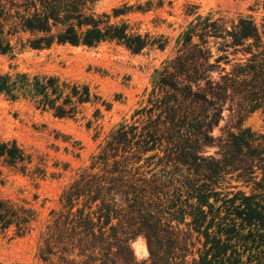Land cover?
Instances as JSON below:
<instances>
[{"label":"trees","instance_id":"trees-1","mask_svg":"<svg viewBox=\"0 0 264 264\" xmlns=\"http://www.w3.org/2000/svg\"><path fill=\"white\" fill-rule=\"evenodd\" d=\"M99 1L0 0V54L54 43L164 49L167 37L122 18L161 0L124 1L109 12L97 11ZM185 8L193 18L155 70L148 105L136 112L142 119L111 129L50 210L38 241L42 264H264V133L243 125L253 111L264 116V14L227 19ZM0 95L58 118L86 103L99 104L95 120L110 108L86 83L15 68L0 72ZM224 111L234 122L213 134ZM31 162L15 139H0L2 165L42 176ZM232 179L251 192L233 190ZM34 220L30 206L0 197V234L24 235ZM138 235L146 261L130 246ZM242 251L255 252L243 261Z\"/></svg>","mask_w":264,"mask_h":264},{"label":"rangeland","instance_id":"rangeland-1","mask_svg":"<svg viewBox=\"0 0 264 264\" xmlns=\"http://www.w3.org/2000/svg\"><path fill=\"white\" fill-rule=\"evenodd\" d=\"M124 1L133 4L147 0H100L96 9L109 12ZM150 1L153 6L158 2ZM161 1V8L146 13H130L122 18L141 32L167 37L168 42L162 50L150 48L131 53L114 42L96 47L54 43L41 49L25 45L17 47L11 54H0V72L15 68L83 82L110 104L108 110L100 107L96 120L93 113L99 104L94 103L82 105L73 118H58L49 111L35 108L27 100L10 101L0 95V139H15L31 156L29 168L38 166L44 169L42 176L31 177L0 163V197L30 206L35 214L30 231L24 235L17 236L12 231L0 234L1 264H42L38 258V241L40 232L50 219V210L58 209L63 187L77 168L89 163V156L97 151L111 129L124 121L142 119L136 112L148 105L155 70L173 54L178 34L193 18L184 14L187 5H194L197 14L227 19L251 15L258 21L264 14V0ZM232 122L231 114L224 111L213 134H218L220 127ZM243 125L254 132L264 133V116L259 110L253 111L245 117ZM213 152L214 148H207V153ZM230 184L236 186L233 190L239 189L246 194L251 192V185L244 186L234 179ZM133 240L142 242L145 247L144 251L136 254L131 243L134 256L139 261H146L148 251L144 238L138 235ZM196 246L200 247V244ZM252 252L255 251H242V260L246 261Z\"/></svg>","mask_w":264,"mask_h":264},{"label":"bare ground","instance_id":"bare-ground-1","mask_svg":"<svg viewBox=\"0 0 264 264\" xmlns=\"http://www.w3.org/2000/svg\"><path fill=\"white\" fill-rule=\"evenodd\" d=\"M132 248L134 249V253L136 254L141 253V251L145 250V247L142 244V242H138V241L132 243Z\"/></svg>","mask_w":264,"mask_h":264},{"label":"water","instance_id":"water-1","mask_svg":"<svg viewBox=\"0 0 264 264\" xmlns=\"http://www.w3.org/2000/svg\"><path fill=\"white\" fill-rule=\"evenodd\" d=\"M133 242H134V240L131 241V243H133Z\"/></svg>","mask_w":264,"mask_h":264}]
</instances>
